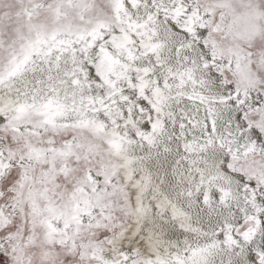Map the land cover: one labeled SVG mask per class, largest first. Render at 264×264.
I'll use <instances>...</instances> for the list:
<instances>
[{
  "label": "snow or ice",
  "instance_id": "1",
  "mask_svg": "<svg viewBox=\"0 0 264 264\" xmlns=\"http://www.w3.org/2000/svg\"><path fill=\"white\" fill-rule=\"evenodd\" d=\"M0 264H264V0H0Z\"/></svg>",
  "mask_w": 264,
  "mask_h": 264
}]
</instances>
